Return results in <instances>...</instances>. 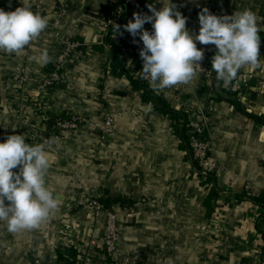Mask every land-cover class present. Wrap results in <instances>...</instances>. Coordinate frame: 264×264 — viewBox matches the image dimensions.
Instances as JSON below:
<instances>
[{"label": "crops", "instance_id": "obj_1", "mask_svg": "<svg viewBox=\"0 0 264 264\" xmlns=\"http://www.w3.org/2000/svg\"><path fill=\"white\" fill-rule=\"evenodd\" d=\"M69 1L67 13L57 22L64 0H29L33 11L48 17L47 28L23 54L0 52V130L6 136L24 135L43 118L35 104L40 99L39 82L52 61L42 66L29 57L47 49L53 58L62 42L70 39L84 43L83 58L66 71L47 98L46 113L50 119L64 113L88 117L79 130L46 147L50 156L47 186L60 196L59 207L48 221L19 234L9 233L0 222V264H57L58 251L80 246L92 236L101 237L103 226L94 227L90 210L72 209L74 198L84 199L88 194L112 200L110 209L120 214L122 222L124 251L116 261L97 246L89 264H125L126 258L133 264H264V222L261 229L256 226L261 209L249 200H236L244 189L253 194L264 191V122L258 121L264 117V70L240 69L252 74V80L234 95L221 81L208 78L216 74L211 69L215 45L197 42L204 50L201 67L205 71L188 85L156 91L189 120L205 119L221 170L215 184H201L169 117L143 102L127 79L105 73L102 64L109 60V48L104 36L119 0ZM172 3L187 17L186 27L193 36L199 31L202 8L218 16L250 9L261 29L260 59L264 60V0ZM148 4L157 10L162 7L159 0H141V13L151 15ZM22 6L21 0H0L5 11ZM144 28L152 31L150 23ZM135 40L141 50L139 36ZM122 58L130 74L143 77L142 60L127 54ZM27 65L35 81L22 94L15 76ZM105 111H111L115 121L108 143L102 140ZM214 185L219 206L210 215L212 202L207 198ZM120 199L129 205L113 201ZM130 208L135 213L127 216Z\"/></svg>", "mask_w": 264, "mask_h": 264}, {"label": "clouds", "instance_id": "obj_2", "mask_svg": "<svg viewBox=\"0 0 264 264\" xmlns=\"http://www.w3.org/2000/svg\"><path fill=\"white\" fill-rule=\"evenodd\" d=\"M159 2V10L148 4L151 15L134 12L133 20L123 26L133 43L137 36L143 43L139 52L141 72L154 91L188 85L205 71L201 67L204 50L197 47V42L215 45L211 69L226 88L245 66L264 70V60L260 59L261 29L250 9L218 16L202 8L198 13L199 31L193 36L186 27L187 17L177 10V5L172 0ZM21 3L23 6L14 11L0 8V52L23 54L49 24L47 16L33 11L29 0ZM146 23L152 25L151 32L144 28ZM114 32L123 35L120 25H114ZM29 59L42 66L52 61L47 49ZM50 143L30 145L23 134L8 135L0 142V222L6 224L9 233L39 229L59 207L60 196L46 181L50 168L46 147Z\"/></svg>", "mask_w": 264, "mask_h": 264}, {"label": "built area", "instance_id": "obj_3", "mask_svg": "<svg viewBox=\"0 0 264 264\" xmlns=\"http://www.w3.org/2000/svg\"><path fill=\"white\" fill-rule=\"evenodd\" d=\"M69 0H64V3L58 8V19L64 16L69 9ZM141 13L140 0H126V6H120L118 3L112 11L110 17V24H120L124 22L125 25L133 20V13ZM123 35L119 33L114 34L115 43L121 46L123 54L132 55L139 60L140 50L133 43V37L127 31L120 30ZM83 44L77 40L70 39L62 42V44L56 50L55 55L52 58L54 69L47 73L46 76L39 82L40 99L36 102L35 106L39 113L42 115L41 123H37L28 128L24 133L26 143L30 145L44 143L51 141L47 146H55L57 139L61 140L68 133L79 130L82 126L87 124L88 117L81 113H68L66 118H59L56 125L49 127L47 121L50 119L47 116V98L52 94L54 89L63 81L66 71L75 63L83 58V51L80 47ZM216 74H208V78L215 79ZM15 79L19 82L22 90V94H25L27 87L35 81L29 65L25 66L23 70L15 76ZM252 80V74L247 72H238L237 78L230 85L232 93L240 94L246 88H248L250 81ZM59 117V116H58ZM205 118V117H204ZM114 118L108 113L105 117L103 126L102 140L104 142L110 141L114 133ZM190 131V147L194 156V159L200 162L204 174L210 171H216L218 173L221 170V165L214 154L211 143L209 141V134L205 119L200 121H191L188 124ZM6 135L0 130V142H4ZM17 169H13L16 171ZM101 199V195L88 194L84 199L74 198L72 203V209L85 208L93 213L94 227L97 229L103 226V234L101 237L92 236L87 242L77 246L79 251L77 264H89L94 258L95 247L99 246L105 251V253L113 260H121L124 256L122 249V222L120 220V214L115 210L108 209L104 206ZM135 208H130L127 216L133 215ZM125 264H133L129 258L125 259Z\"/></svg>", "mask_w": 264, "mask_h": 264}, {"label": "trees", "instance_id": "obj_4", "mask_svg": "<svg viewBox=\"0 0 264 264\" xmlns=\"http://www.w3.org/2000/svg\"><path fill=\"white\" fill-rule=\"evenodd\" d=\"M141 2V0H140ZM120 6L125 7L126 6V0H119ZM112 14V13H111ZM114 25H120V30L124 29V22H120V24H110L107 28V31L105 32L104 41L105 44L109 48V60L105 62L103 68L105 70L106 75L107 74H113L117 75L120 78H125L130 82V85L133 87L135 91L140 92L142 101L147 104H152L156 111L160 112L161 114L169 117V119L172 121V127L174 130L175 135L181 140L184 148L187 149L189 156L192 160V164L194 167V171L197 175L201 176L204 180L205 185L207 184H215L216 180V171H210L206 172L204 174L202 166L200 162L194 159L191 147H190V131L191 129L188 127V124L192 121L189 120L187 114L183 111L176 110L171 107V105L162 98L156 91H154L150 86L149 82L142 78H135L130 72L126 69L124 60L122 58V50L121 46L115 43L114 40ZM79 42H81L78 39H74ZM82 43V42H81ZM80 47V49L83 51L84 43ZM54 69V64L51 62V66L48 68V73H50ZM206 90H211L210 86L206 87ZM228 91L231 92L230 86L228 87ZM232 93V92H231ZM234 95L236 93H233ZM234 105L240 109L241 111H244V107L241 105V103L237 100H232ZM68 113H64L63 115H60L59 117L55 119H49L47 121V124L49 127H52L56 125L59 118H66ZM258 121L264 122V117H258ZM218 196V189L216 185H214L209 193V196L207 198V202H212V206L210 209V215L215 212L216 208L219 206L216 202ZM237 202L241 203L243 201L249 200L254 205L258 206L261 209V212L257 219V225L259 229H261V223L264 222V191H261L258 194H253L252 192L244 189L240 194L236 195ZM102 203L106 208H111L112 200L108 199H101ZM113 201H122L125 204H128V201L125 199L120 200H113ZM79 255V251L77 250V247L70 246L65 251H58V262L57 264H77L78 260L76 259ZM74 258V260H73Z\"/></svg>", "mask_w": 264, "mask_h": 264}, {"label": "rangeland", "instance_id": "obj_5", "mask_svg": "<svg viewBox=\"0 0 264 264\" xmlns=\"http://www.w3.org/2000/svg\"><path fill=\"white\" fill-rule=\"evenodd\" d=\"M67 2H70V1H67ZM104 64H105V61H104V63L102 64V66H104ZM108 113H112L111 111H105V114H104V116L106 117L107 115H108ZM112 115V114H111ZM113 116V115H112ZM114 133H115V130H114ZM114 133H113V135H114ZM102 136H103V132H102ZM104 141V140H103ZM209 141H210V137H209ZM106 142V141H105ZM109 141H107V143H108ZM212 148V147H211ZM197 175V174H196ZM196 180L198 181V182H200L201 184H203V183H205L204 182V180L205 179H203L201 176H199V175H197L196 176Z\"/></svg>", "mask_w": 264, "mask_h": 264}, {"label": "water", "instance_id": "obj_6", "mask_svg": "<svg viewBox=\"0 0 264 264\" xmlns=\"http://www.w3.org/2000/svg\"><path fill=\"white\" fill-rule=\"evenodd\" d=\"M212 87H215V82L213 81L212 84H211Z\"/></svg>", "mask_w": 264, "mask_h": 264}]
</instances>
